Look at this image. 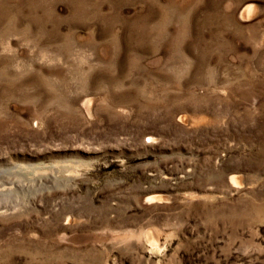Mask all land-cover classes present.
Wrapping results in <instances>:
<instances>
[{
    "label": "rangeland",
    "instance_id": "374dc122",
    "mask_svg": "<svg viewBox=\"0 0 264 264\" xmlns=\"http://www.w3.org/2000/svg\"><path fill=\"white\" fill-rule=\"evenodd\" d=\"M0 264H264V0H0Z\"/></svg>",
    "mask_w": 264,
    "mask_h": 264
},
{
    "label": "bare ground",
    "instance_id": "6f19581e",
    "mask_svg": "<svg viewBox=\"0 0 264 264\" xmlns=\"http://www.w3.org/2000/svg\"><path fill=\"white\" fill-rule=\"evenodd\" d=\"M250 6H251V5H250ZM246 7H247V6H246ZM251 10L254 11V10H253V6H252V9H251L250 7H247V12H246V13L249 15L250 12H251ZM255 10H256V9H255ZM244 11H246V10H244ZM254 13H255V12H254ZM256 13H257V12H256ZM252 14H253V13H252ZM249 17H250V16H249ZM251 17H252V16H251ZM248 19H249V18H248Z\"/></svg>",
    "mask_w": 264,
    "mask_h": 264
}]
</instances>
